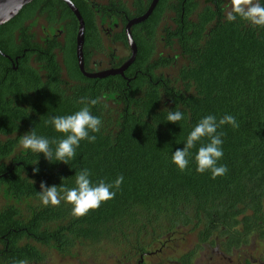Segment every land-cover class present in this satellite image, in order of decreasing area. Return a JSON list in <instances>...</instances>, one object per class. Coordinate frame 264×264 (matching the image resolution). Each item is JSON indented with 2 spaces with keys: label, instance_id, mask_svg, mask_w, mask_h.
<instances>
[{
  "label": "trees",
  "instance_id": "1",
  "mask_svg": "<svg viewBox=\"0 0 264 264\" xmlns=\"http://www.w3.org/2000/svg\"><path fill=\"white\" fill-rule=\"evenodd\" d=\"M72 1L85 21L86 67L95 46L101 67L122 65L130 57L126 18L143 15L152 0ZM197 2L160 0L152 16L133 28L135 63L124 76L105 79L81 74L79 21L64 1L35 0L0 26L1 264L39 263L47 249L71 256L79 246L114 249L118 262L128 263L185 229L197 234V245L182 255L185 264L207 243H220L228 253L264 245V28L239 16L229 21L235 11L228 0H203L200 10ZM117 21L124 28L112 43L106 28ZM43 25L46 41L37 37ZM59 30L61 41L53 34ZM158 41L171 54L157 55ZM119 45L128 56H120ZM174 68L175 74L165 72ZM81 98H98L92 112L103 126L95 143L81 142L73 167L90 169L94 182L121 175L124 181L112 200L74 217L70 204L44 206L37 192L41 182L59 185L61 177L74 186L75 169L47 162L19 140L33 128L38 135H61L43 121L78 110ZM168 110L185 114L180 126L166 121ZM208 114H230L239 124L220 129L219 163L228 171L215 179L197 173L194 162L183 172L171 162L172 152Z\"/></svg>",
  "mask_w": 264,
  "mask_h": 264
},
{
  "label": "clouds",
  "instance_id": "2",
  "mask_svg": "<svg viewBox=\"0 0 264 264\" xmlns=\"http://www.w3.org/2000/svg\"><path fill=\"white\" fill-rule=\"evenodd\" d=\"M235 14L229 15V21H235L237 16L251 25L264 28V0H233ZM99 102L97 99L81 98L82 105L78 110L65 115H52L43 121L45 126H51L58 137L38 135L35 128L20 136V146L52 164L62 163L73 168L77 159V150L81 142L95 143L97 134L101 132L103 121L100 116L94 115L92 107ZM185 119V114L179 110H168L166 121L179 124ZM225 125L233 129L239 124L233 115L225 114L219 119L208 114L201 117L188 132L183 141V147L177 148L171 155V162L180 170H188L194 162L196 172L210 173L211 177L223 176L227 173V166L219 163L223 158V135L220 131ZM199 145V146H198ZM198 146V147H197ZM193 149H196L193 153ZM39 158L32 164L38 165ZM39 167L33 168V174L39 173ZM74 186L64 185L67 178L61 177L59 185H47L41 182L37 195L44 206H59L62 202L70 204L71 214L74 217L87 215L90 210L98 209L102 203L112 200L119 190L124 177L118 176L112 182L92 180V173L88 168L75 169ZM14 264H29L27 259H20Z\"/></svg>",
  "mask_w": 264,
  "mask_h": 264
},
{
  "label": "rangeland",
  "instance_id": "3",
  "mask_svg": "<svg viewBox=\"0 0 264 264\" xmlns=\"http://www.w3.org/2000/svg\"><path fill=\"white\" fill-rule=\"evenodd\" d=\"M199 3V10L204 7L203 0H197ZM228 12L230 13L232 10L231 4L229 5ZM171 14H167V17H170ZM167 23H171L170 19L168 18ZM160 35V29H159ZM118 53L122 57H126L129 54L128 49L119 45ZM171 54L170 51L165 50L164 43L161 41L157 42V51L156 54ZM166 73L175 74L176 68L174 69H167L165 70ZM2 201L0 200V205ZM168 245V244H167ZM197 245V234L196 232H192L189 229L183 230L177 236L174 237L173 242H171L165 250V254L163 255L162 259L164 258H174L177 259L182 253L193 249ZM162 245H157V248L161 247ZM215 249L205 247L202 251L201 255L199 256L196 264H214V262L218 264H230V258H223L214 252ZM46 252L45 260L39 263H29V264H126V262L121 263L118 262V258L120 253L116 252L114 249L104 248L101 250L99 248H90V246H79L77 247L71 256H65L58 253L55 250H44ZM156 258L150 257L147 262L148 264H157L159 259L157 256ZM260 258H264V245L260 243H253L250 246L240 249L232 254V264H238L243 262L246 264L248 260L250 263L253 264H263L259 261Z\"/></svg>",
  "mask_w": 264,
  "mask_h": 264
},
{
  "label": "water",
  "instance_id": "4",
  "mask_svg": "<svg viewBox=\"0 0 264 264\" xmlns=\"http://www.w3.org/2000/svg\"><path fill=\"white\" fill-rule=\"evenodd\" d=\"M34 1L35 0H0V26L5 25L16 18L26 6L33 3ZM62 1H64L69 6V8L79 21V29L76 36V58L81 74L89 79H105L109 76L125 75V72L135 63L138 55V46L133 37L132 28L136 25H140L146 22L152 16L160 2V0H152L148 10L143 15L134 17L128 21L125 27V33L131 54L130 57L121 66L97 72H89L85 67V21L79 9L76 7L72 0Z\"/></svg>",
  "mask_w": 264,
  "mask_h": 264
},
{
  "label": "flooded vegetation",
  "instance_id": "5",
  "mask_svg": "<svg viewBox=\"0 0 264 264\" xmlns=\"http://www.w3.org/2000/svg\"><path fill=\"white\" fill-rule=\"evenodd\" d=\"M231 2V4H233V0H228V2ZM152 2V1H151ZM151 4V3H150ZM150 6V5H149ZM149 8V7H148ZM148 10V9H147ZM141 16V15H140ZM137 17V16H136ZM132 18H134V17H132ZM132 18H126V24H125V27H126V25H127V23H128V21L129 20H131ZM121 21H117V23L115 22V23H112V22H109L108 23V28H106V31H107V33L110 35V37H109V40L113 43L114 41H113V38H114V34L117 32V31H119V32H122V29L124 28L123 27V25L120 23ZM171 24H174L175 25V23L174 22H172L171 21ZM136 26H138V25H136ZM136 26H134V27H136ZM133 27V28H134ZM133 28H132V33H133ZM49 29H47L46 27H45V25H43V27L42 28H40V33H39V35L37 36L38 37V39L39 40H48V39H46L47 37H49ZM54 34V37L55 38H57V39H59L60 41H61V39H62V31H55V33H53ZM125 35H126V33H125ZM113 37V38H112ZM134 37V36H133ZM85 44H86V32H85ZM85 48V47H84ZM130 49V48H129ZM85 51V50H84ZM85 53V52H84ZM130 54H131V51H130ZM6 57H8V56H6ZM86 58V57H85ZM11 59V58H10ZM85 61H86V59H85ZM12 66L15 68L16 66H15V63L13 64V61H12ZM102 66V63L99 61V51H98V47H96L95 46V48H94V54H93V56H92V60H91V68H87L86 67V62H85V67H86V70L87 71H89V72H97V71H101V70H106V69H110V68H114V67H110V65L108 66V67H106V68H104V67H101ZM121 66V65H120ZM172 241H170V242H168V243H164L161 247H159V248H157V249H155L154 251H152V252H149V253H147L146 255H144V256H140L138 259H135V260H132V261H130V262H128V263H126V264H148V262H147V260L150 258V257H152V258H156L155 256H157L158 257V259H159V262L157 263V264H185L184 262H183V259H182V255L184 254V253H186V252H188V251H190V250H188V251H186V252H184V253H182L177 259H174V258H171V257H169V258H164V259H162V257H163V255L165 254V250H166V248L168 247V245L171 243ZM168 244V245H167ZM205 247H207V248H212V249H215L214 250V252H216L217 254H219L221 257H222V259L223 258H230V264H232L233 263V261H232V254L234 253V252H236V251H238V250H240V249H236V250H233L231 253H228V252H226L224 249H222L221 248V246H220V243H217V244H212V243H207V244H204L203 245V247H202V249L200 250V252H199V254H198V256H196L192 261V264H196V262H197V260H198V258H199V256L201 255V253H202V251L204 250V248ZM0 249H2V244H0ZM259 261L261 262V263H263L264 264V258H260L259 259ZM1 259H0V264H1ZM251 262V261H250ZM248 260L246 261V264H253V263H250ZM214 264H218V263H216V262H214ZM238 264H243V262H240V263H238Z\"/></svg>",
  "mask_w": 264,
  "mask_h": 264
}]
</instances>
